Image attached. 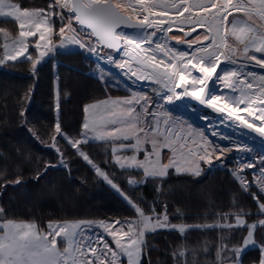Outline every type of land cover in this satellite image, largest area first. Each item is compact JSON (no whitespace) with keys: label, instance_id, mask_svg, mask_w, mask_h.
I'll list each match as a JSON object with an SVG mask.
<instances>
[{"label":"snow or ice","instance_id":"snow-or-ice-1","mask_svg":"<svg viewBox=\"0 0 264 264\" xmlns=\"http://www.w3.org/2000/svg\"><path fill=\"white\" fill-rule=\"evenodd\" d=\"M57 8L60 11H56ZM192 8L200 9L203 15L193 18ZM129 9L132 15L126 14ZM234 12H242L247 19H239L233 15ZM185 13H188L186 17ZM141 14L143 18L139 19ZM0 17L11 18L18 22L20 29L19 38L13 41L11 52L8 51L9 45L5 44L4 60L16 61L18 56L30 59L27 38L39 35L35 44V48L39 51L41 41H45L46 34L53 31L55 17L61 21L60 43L50 45L51 38L48 37V42L44 44L45 51L39 52L40 58L56 51L57 47L64 48L66 45H78L81 49L92 53L103 49H115L117 54L125 52V55L131 57L142 69L150 70L147 76L133 72L137 79H150L155 84L167 88L166 93L153 92L152 96L137 95L131 99L105 102L103 112L100 111L102 106L99 104L85 106L84 112L90 113L92 118L86 117L82 124L84 130L80 134L82 139H67V134L63 133L60 123L57 122L55 125L57 136L65 139L89 164H92L91 159L79 146L90 142L87 133L92 132L94 133L92 139L113 145L110 151L115 165L122 170H134L137 174L142 170L144 178L163 181L170 174V169H174L177 174L190 173L200 176L198 160L213 166L210 159L212 153L217 148L220 149L221 154L229 149L226 146H216L210 152L207 146L209 142L203 133L182 135L173 128V122L163 106H158L160 100L171 103L174 96L179 98L181 94L175 93V88L184 89L183 95H190L201 104L206 103L219 112L228 110L230 117L240 120L241 125H246L250 129L253 128V123L234 114L243 111L264 123V74L253 71L242 74L238 69H225L223 75L217 72L221 57L231 64L237 63L235 57L238 49L228 43V36L234 37L239 45H243V52L248 61H255L256 66L264 69V0H235V2L220 0L219 3L217 0H194L193 3H189L188 0H179L178 3L177 0H151V2L128 0L127 3L123 0H54L53 3V0H50L47 10L31 11L23 9L17 3L0 0ZM149 17L156 19L153 21ZM65 19L68 21L67 24L64 23ZM73 21L79 25L78 28L73 27ZM226 23L231 25L230 28L224 27ZM185 24L191 26V32L196 31L198 27H203L205 31L203 34L198 33L195 41L188 40L191 32L184 31ZM173 25L184 31L191 52L174 51L166 40L161 41L158 37V33L167 35ZM122 28L136 29L138 32L117 31ZM146 29H155V31L146 32L144 31ZM66 30L70 35H65ZM176 39L178 44L185 42ZM194 43L195 48H193ZM144 44L147 46H142ZM153 44H155L154 48ZM157 53L161 54L159 58ZM255 53L260 55L257 56ZM104 58L116 63L110 53H106ZM4 60H0V63ZM38 62L33 63V69ZM117 66L125 68L126 64L119 63ZM127 67L131 71V65ZM193 70L200 75H193ZM214 73L215 79H213ZM242 75L243 78H239ZM188 77H191L190 86L193 89L191 92L188 91ZM217 80L223 83V87L239 92V95L234 97L225 96L222 107L217 106L222 94H218L212 87ZM205 89L208 90L206 93ZM202 93L204 96L201 95ZM240 105L244 107L240 108ZM108 125L114 127L109 130ZM255 131L264 135V127H257ZM197 135L203 143L192 139V144H198L194 149L188 141L189 137ZM165 149L168 151L164 152ZM141 154L142 158H140ZM260 155L259 176L254 181H248L240 172L235 175L240 178L241 191L247 192L258 203L257 214L264 215V200L251 192L253 185L259 183L260 193H264V153ZM165 157L167 162H164ZM216 159L219 160L220 157L217 156ZM238 159L244 168L257 167L252 160H247L245 163L243 159ZM93 166L97 175L103 177L112 188H117L114 177L110 178L99 166ZM253 175L256 176L255 173ZM146 182V179L128 181L133 186ZM16 183L19 184L20 181L17 180ZM129 203L141 217L139 225L133 221H101L98 225L103 228L107 236L111 237V243L104 235L92 232V222L55 225L49 223L46 232L41 231L33 223H18L11 220L0 222V264H124V258L127 264H142L144 254L142 250L148 247L144 239L146 233L160 229H174L175 226L170 224L166 210L162 216L157 213L149 218L139 206L132 204L131 201ZM247 215L250 213L237 212L235 224L227 223L220 226L243 229L246 232L242 236L243 247L236 246L229 249L225 246L221 249V252L226 254L221 257L222 262L243 264V255L247 246H256L257 241L253 237L257 225L247 224L241 218ZM229 216L230 214H225L222 218L228 219ZM125 223H127V231L124 230ZM258 223L259 226L264 227V219H260ZM209 227L215 229L218 226ZM188 230L191 229H185L183 226L179 228L181 233ZM112 243L115 248L111 246ZM261 251L264 253V243H261ZM259 264H264V255Z\"/></svg>","mask_w":264,"mask_h":264},{"label":"trees","instance_id":"trees-1","mask_svg":"<svg viewBox=\"0 0 264 264\" xmlns=\"http://www.w3.org/2000/svg\"><path fill=\"white\" fill-rule=\"evenodd\" d=\"M9 1L27 10L49 7V0ZM17 35L14 21L0 19V60L4 43ZM30 50L31 59L0 63V210H3L0 222L29 221L44 232L46 225L54 222H115L136 218L135 211L55 133V76L59 99L57 122L63 133L72 138L81 131L84 106L121 93L89 74L93 64L81 49L55 51L35 69L33 63L38 58ZM81 149L102 171L121 179L120 190L145 215L162 216L166 210L170 224L188 226L216 223L225 214H230L231 221L237 212L250 213L241 217L247 224L257 225L261 219L257 214L258 203L241 191L229 161L223 168L204 171L197 177L170 173L163 181L147 178L146 183L131 187L127 179L141 180V172L115 170L103 146L88 143L81 145ZM251 192L264 200L255 187ZM245 234L243 229H231L227 246L243 247ZM220 235L217 228L192 229L182 236L173 230L148 234L142 264H220ZM253 238L257 244L244 252L243 264H259L264 255L261 251L264 227L257 225Z\"/></svg>","mask_w":264,"mask_h":264},{"label":"rangeland","instance_id":"rangeland-1","mask_svg":"<svg viewBox=\"0 0 264 264\" xmlns=\"http://www.w3.org/2000/svg\"><path fill=\"white\" fill-rule=\"evenodd\" d=\"M6 2H11V1L6 0ZM49 2H50V0H49ZM123 2L127 3L128 0H123ZM178 2H179V0H177V3ZM217 2L219 3L220 0H217ZM234 2H235V0H234ZM11 3H14V2H11ZM53 3H54V0H53ZM56 11H60V9L57 8ZM155 11H157V10L155 9ZM210 11H212V10H210ZM194 13L195 12H193V14H192L193 18H195L197 15H203L202 12L201 13L198 12L199 14L198 13L194 14ZM126 14L132 15L133 13H132L131 9H129V10H127ZM233 15L237 16L239 19H242V20L247 19L242 12H239V13L234 12ZM138 18L142 19L143 15L141 14V16ZM0 19L12 20L11 18H7V17H0ZM54 19L56 22L54 25H52L53 31L46 34V40L45 41H41V48L39 49V51L35 48V44H36L37 40L39 39V35L37 34V36H35V37H28L27 38L26 42L28 44V53L30 54V51H31L30 49H33L36 53L38 60L42 59L39 56V52L45 51L44 44L46 42H48V37L51 38L50 39V45H59V43H60L59 27L61 26V21L55 17H54ZM229 19H231V16L229 17ZM12 21H14V20H12ZM67 22H68L67 19H65L64 23L67 24ZM15 23L17 24V27H18V22H15ZM257 23H258V21H257ZM230 26L231 25L227 24V23L224 25L225 28H230ZM73 27L78 28L79 26L77 24H75V22L73 21ZM19 31H20V29L18 27L17 37L15 39H12V40L4 43L3 48H2V60H4V57H5V47H4L5 44L9 45L8 51L11 52L12 46H13V41H15L19 38ZM145 31L146 32H152V31H155V29H146ZM184 31H190L191 32V26L184 29ZM184 31H181L179 28H177L175 25H173V27L171 28V30L168 31L167 36L165 37L167 40L166 39L165 40L174 49L177 48L178 46H182V45L183 46L187 45V47H188L187 40L185 39V36H184ZM204 31H205V29L203 27H198L196 29V31L191 32V35L187 39L195 41L197 34L198 33L203 34ZM158 34H162L165 36V34H163V33H158ZM65 35H70V33L66 30ZM53 38H54V42L52 41ZM176 38H179L181 41H185V42L178 44ZM86 39L87 38L85 37V40ZM227 41L233 47L238 49L236 57H235V59L237 61V63H236L237 66L235 68H232L230 63L229 64L226 63L222 68H220L218 70V73L223 75L225 69H228V70L238 69L242 74H244L248 71H253V72H256L258 74H264V69L256 66L255 61H248L247 60V57L244 55V52H243V45H239L235 41L234 37H231V36L227 37ZM195 46L196 45L194 43L193 48H195ZM66 50H67L66 46L64 48L57 47V49H56V51H66ZM81 50H83L84 54L87 55L92 61L93 66H92V69L89 71V74L92 75L94 78L98 79L104 85L109 86L112 89H115L116 91H119L121 93L120 95H107L104 99H101L99 101H95V102L90 103L86 106H90L93 104H99L102 106L100 111L103 112V107L106 106L105 102L122 100V99H131L137 95L152 96L153 92L166 93L168 91L167 88H164L161 85L155 84L150 79H143V78L137 79V77L135 75H133L132 73L133 72L137 73L139 70L136 66H134L130 62H128L125 57H123L125 52H119L117 54V52H114L112 50H106V51L102 50V51H98L96 53H92V52L87 51L86 49H81ZM106 53H110L115 58L116 63H112V62H110V60L104 58ZM52 54H53V52L49 53L45 57H48ZM255 55L259 56L260 54L255 53ZM30 57H31V54H30ZM26 59L27 58H25V57H19L18 56L16 61L4 60L3 63H13V62H17V61L26 60ZM119 63H125L126 67L125 68L118 67L117 64H119ZM127 65H131V71H129ZM54 67H55V63H54ZM136 70H138V71H136ZM148 73H149V71H147V70L146 71L141 70V72H139L137 74H139L141 76H147ZM193 75L199 76V74H197L196 72H193ZM239 78H243V75ZM222 84L223 83L221 81L217 80L214 84H212V87L218 94H222V96H224L225 94L222 93V91H223L222 88H224ZM53 87H54V107H55V116H56V123H57V119H58V107L57 106L59 103V99H58L57 77L56 76L54 78ZM183 91L184 90L182 88H175L174 92L181 94L178 99L174 96L171 103H168L166 100H160L159 104H158V106H163L164 111H166L169 114V118L173 122V128L176 131L181 132L182 135H184V136H189L190 133H203L205 139L209 142L207 146H208V149L210 152H211L212 148L216 147V146H226L229 149L228 151L221 154L220 149L217 148V150L214 153H212V155L210 156V159L212 160L213 166H210L208 163H205L204 161L198 160L197 163L201 169V174L204 171L206 172V170H210V169H214V168H223L225 163L227 161H229L231 163L230 170H231L234 178L239 183H240V178H238L235 175V173H237V172H240L241 176L245 177L248 181H254L256 179V177L259 176V165H260V160H261L260 154L264 153V147L255 143L248 136H246L243 133L241 127L238 124H236L235 122H232L228 119L224 120L221 117V115L217 116L215 114L213 116V115L208 114L206 112L205 107L202 104H200V102L198 100L197 101L189 100V97L187 95H183ZM230 95L236 96V95H239V92L237 91V92H234L233 94H230ZM84 108H85V106H84ZM84 108H83V110H84ZM86 117L89 119L92 118L90 113L86 114L84 112L82 124L85 122ZM107 127L110 130L114 126L108 125ZM82 132H84V130H83L82 125H81V131H80L78 137L72 138V137L67 136L66 138L67 139H82L83 137L80 136V134ZM214 133H216V134H214ZM93 136H94V133H92V132L87 133V137L90 140L89 143H95L98 146H103L104 147L103 151L109 152L110 162L115 166V170H117V171H133L134 172V170H122L119 168L118 165H115L111 151H110V149L113 145L111 143H106L104 141H97L95 139H92ZM192 139L197 140L199 143H203V141H200V137L198 135L189 137L188 143L194 149L198 147V144H192L191 143ZM63 140L66 142L65 139H63ZM67 144L70 146L69 143H67ZM82 145H85V144H82ZM79 147L81 148V145ZM243 149H246V151H244ZM73 150L82 158V160L86 164H88L93 169V171L97 175L93 165H95V166H98V165H96L93 162H92V164H89L87 161H85L83 159V157L80 155L79 152H77L75 149H73ZM167 151H168L167 149L164 150V152H167ZM217 156L220 157L219 160L216 159ZM140 158H142V154H141ZM238 158L243 159L245 161V163L247 162V160H252L255 162L257 167L256 168H244L240 162V159H238ZM164 162H167L166 157L164 158ZM139 172L142 173V177H143L142 170ZM169 172L177 174V173H175L174 169H170ZM253 173H255L256 176H254ZM106 174H108V173L106 172ZM181 174H190V173H181ZM190 175H192V174H190ZM193 176H195V175H193ZM97 177L106 186H108L115 193H117L135 211L134 207H132L129 203V201H131V200L119 188L118 180H121L120 178L114 179V182L117 184V188L114 189V188H112V186L110 184H108L107 181H105L103 179V177H101L99 175H97ZM109 177L112 178L110 175H109ZM195 177H197V176H195ZM143 179H147V178L143 177ZM151 179H153V178H151ZM129 180H134V178H128L127 183ZM156 180H159V179H156ZM128 185L131 187H136V186L130 185L129 183H128ZM253 187H255L257 192L264 198V193H260L259 183L254 184ZM132 204H134V203L132 202ZM135 213H136V211H135ZM155 215L156 214H151V215H146V216H148L149 218H152ZM228 219H220L216 223L206 224L204 226H199V227L193 226V225L188 226V225H183V224L182 225L171 224V225L175 226L174 229H172V228L160 229V230H156V231L151 232V233H155V232L161 231V230H167V231L173 230V231L178 232L182 236L183 234H185V232L181 233L179 231V228L181 226H183L185 229H191L192 230V229H203V228L212 229L209 227L210 225H217L218 227H216V228L221 231L220 245H219V252H218V261L220 262V264H231V261L222 262V260H221V257L223 255H226L225 253L221 252V249L224 248L225 246L229 249H232L229 246H227V239L231 235V228L220 227L221 225H224L227 223L235 224L236 216H234L233 220H231V221H229ZM261 219H264V215H261ZM140 220H141V217L139 216L138 213H136V218L131 219V220H127L124 222L133 221L137 225H139ZM18 223H32V222L25 221V222H18ZM69 223H72V222H69ZM99 223L100 222H92V232L94 234L104 235L105 239L111 243V237L107 236V234L104 233L103 228L98 226ZM48 224L46 225V230L44 232L48 231V228H47ZM53 224L55 225V224H63V223L54 222ZM257 225L259 226V223ZM124 230L127 231V223H125V225H124ZM151 233H146V235L151 234ZM58 240H59V238H58ZM111 246L113 248H115L114 243H112ZM251 247H254V246L248 245L247 249L251 248ZM124 264H127L126 258H124Z\"/></svg>","mask_w":264,"mask_h":264},{"label":"bare ground","instance_id":"bare-ground-1","mask_svg":"<svg viewBox=\"0 0 264 264\" xmlns=\"http://www.w3.org/2000/svg\"><path fill=\"white\" fill-rule=\"evenodd\" d=\"M190 1V2H189ZM150 2H151V0H150ZM188 2L189 3H193L194 2V0H188ZM157 11H159V9H156ZM210 10H212V12H214V10L213 9H210ZM193 12H195V13H198V12H202L200 9H196V8H192L191 9V14H193ZM194 13V14H195ZM203 13V12H202ZM199 14V13H198ZM185 15V17H186V15H188V13H185L184 14ZM150 19H153L154 21H155V17L153 18V17H149ZM140 19V18H139ZM188 27H190V25H187V24H185L184 26H183V28L184 29H186V28H188ZM178 28V27H177ZM180 29V28H179ZM145 31V30H144ZM128 32H130V33H136V32H138V30H136V29H132V30H129ZM167 35H162V34H158V37L161 39V41H165V37H166ZM167 40V39H166ZM142 46H144V47H146L147 45L146 44H144V45H142ZM152 47L154 48L155 47V44H153L152 45ZM131 49H128V51H130ZM173 50L175 51V50H186V51H188V52H191V49H188V47H187V45H182V46H178L177 48H173ZM160 55L161 54H159V53H157V57L159 58L160 57ZM123 57H125L126 58V60L128 61V62H130L132 65H134V66H136L137 68H138V70H136V71H138L137 73H139V72H141V70H145V69H142L138 64H136V62L131 58V57H129V56H127V55H125V53H124V56ZM226 63H228L229 64V62L227 61V60H225L224 59V57H221V61H220V64L218 65V67H217V72H218V70L220 69V68H222ZM230 65L232 66V68H235L237 65L236 64H231L230 63ZM190 67V66H189ZM146 71V70H145ZM147 71H150V70H147ZM193 72H195L194 70H193ZM197 73V72H196ZM197 74H199L200 75V73H197ZM215 76H216V74L214 73V75H213V79H215ZM188 79H189V86H188V91L189 92H191L193 89L191 88V77H188ZM250 79V78H249ZM211 83V82H210ZM217 85V84H216ZM223 85V84H222ZM197 88H199V85L197 86ZM184 90V89H183ZM222 93L223 94H225L224 96H222L221 97V100L220 101H217V106L218 107H222L223 106V103L225 102L224 101V97L225 96H228V97H234V96H231L230 94H233L234 93V91H232L230 88H222ZM208 90L207 89H205V93L207 92ZM202 96H204V93H202L201 94ZM188 97H189V100H194V101H197L195 98H193V97H191L190 95H187ZM208 98H210V97H208ZM201 104V103H200ZM204 107H205V109H206V112L208 113V114H210V115H221V117L225 120V119H228V120H230V121H232V122H235L236 124H238L239 126H240V120H237V119H234L233 117H230L229 115H228V110H225L224 112H219L218 110H216V109H213V108H211V107H209L206 103L205 104H202ZM244 107V105H240V108H243ZM241 116V117H244L249 123H253V128L255 129V128H257V127H264V123H262L261 122V120H259V119H256L255 118V116H251V115H249V114H247V113H245V112H243V111H239V112H237V113H235L234 114V116Z\"/></svg>","mask_w":264,"mask_h":264},{"label":"water","instance_id":"water-1","mask_svg":"<svg viewBox=\"0 0 264 264\" xmlns=\"http://www.w3.org/2000/svg\"><path fill=\"white\" fill-rule=\"evenodd\" d=\"M121 30L122 31H129V30H132V29L131 28L117 29V31H121ZM86 31H90V30H86ZM66 48H67L68 51H75V50L80 49V47L78 45H66ZM107 50H112L114 52H117V50H115V49H107ZM37 61H39V62L36 64V66H38V65L42 64L43 62H45L46 59L42 58V59H39ZM240 127H241L243 133L246 136H248L255 143H257V144L261 145L262 147H264V135H261L260 133L256 132L254 128L250 129L246 125H241V123H240Z\"/></svg>","mask_w":264,"mask_h":264},{"label":"flooded vegetation","instance_id":"flooded-vegetation-1","mask_svg":"<svg viewBox=\"0 0 264 264\" xmlns=\"http://www.w3.org/2000/svg\"><path fill=\"white\" fill-rule=\"evenodd\" d=\"M152 20H153V19H152ZM153 21H154V20H153ZM125 32H128V31H125ZM103 50H105V51H106L107 49H103Z\"/></svg>","mask_w":264,"mask_h":264}]
</instances>
